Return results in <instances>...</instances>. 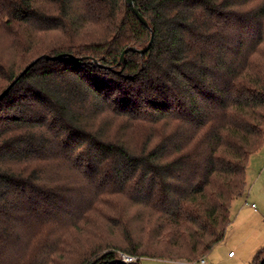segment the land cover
<instances>
[{"label": "trees", "instance_id": "16d2710c", "mask_svg": "<svg viewBox=\"0 0 264 264\" xmlns=\"http://www.w3.org/2000/svg\"><path fill=\"white\" fill-rule=\"evenodd\" d=\"M133 2L148 26L125 0H0V31L13 43L54 34L41 55L63 54L38 61L0 100V253L40 191L38 166L19 167L50 151L87 177L130 186L155 238L178 249L169 255L198 262L224 239L264 146V0ZM152 34L145 53L127 51L121 62ZM20 72L0 61L8 85ZM105 116L169 132L137 152L110 138L98 124ZM120 251L82 264H140ZM254 264H264V250Z\"/></svg>", "mask_w": 264, "mask_h": 264}, {"label": "rangeland", "instance_id": "374dc122", "mask_svg": "<svg viewBox=\"0 0 264 264\" xmlns=\"http://www.w3.org/2000/svg\"><path fill=\"white\" fill-rule=\"evenodd\" d=\"M53 37L51 34L35 42L23 37L20 44H15L9 33L0 31V61L8 69L20 72L35 57L47 53L45 49L54 46L46 44ZM7 85V80L0 78V92ZM98 121L110 138L124 141L137 152L151 141L166 138L169 132L162 123L145 119L105 116ZM67 161L64 154L50 151L32 165L19 167L38 166L36 184L40 191L30 203L26 201L28 210L18 223V240H9L0 253L3 264H82L106 250L127 253L134 248L144 254L138 256L140 264L199 262L185 254H168L178 249L155 238L151 211L145 204H138L130 186L112 184L107 175L87 177ZM263 168L264 147L260 149V166L248 168L246 194L232 203L231 223L224 239L205 256L208 264H254L257 254L264 250L263 181L258 180ZM48 192L54 196L48 197ZM252 203L257 210L250 206ZM230 251L237 253V257L229 259Z\"/></svg>", "mask_w": 264, "mask_h": 264}, {"label": "water", "instance_id": "95a60500", "mask_svg": "<svg viewBox=\"0 0 264 264\" xmlns=\"http://www.w3.org/2000/svg\"><path fill=\"white\" fill-rule=\"evenodd\" d=\"M127 2V4L129 6L132 7L134 13L137 15V17L146 25L148 26V22L147 20L143 17V15L138 11V9L135 7L134 5V2L133 0H125ZM152 42H153V34H152V38L149 42V44L143 48V49H138L136 47H128L124 50L122 56H121V62H125V53L127 51H135V52H139L141 54L145 53L149 48L150 46L152 45ZM63 57V54H58L56 56H51V55H48V54H44V55H41L37 58H35L34 60H32L18 75L17 77L1 92L0 94V100L5 96L7 95V93L11 90V88L18 82V80L28 72V70H30V68H32L38 61H40L41 59H53V60H56V59H61Z\"/></svg>", "mask_w": 264, "mask_h": 264}, {"label": "built area", "instance_id": "2783aa9c", "mask_svg": "<svg viewBox=\"0 0 264 264\" xmlns=\"http://www.w3.org/2000/svg\"><path fill=\"white\" fill-rule=\"evenodd\" d=\"M252 206L255 210H257L256 204H253ZM234 255H235L234 251H231L229 253V256H234ZM119 257L121 260H123L124 262H127V263H135V262H138V260L140 259V257H138V256L130 255V254L125 253V252H120ZM197 264H208V263H207V260L205 258H203Z\"/></svg>", "mask_w": 264, "mask_h": 264}, {"label": "crops", "instance_id": "0c3cea01", "mask_svg": "<svg viewBox=\"0 0 264 264\" xmlns=\"http://www.w3.org/2000/svg\"><path fill=\"white\" fill-rule=\"evenodd\" d=\"M254 164H256L257 166H260V150L251 157V160L249 162L248 168L250 167V165L252 166ZM247 171H248V169H247ZM261 178H262V181H263V194H264V168L262 169L261 173L259 172V175H258V180H260ZM263 202H264V196H263ZM253 204H255V203H252L250 206L253 207L252 206ZM236 257H237V253H235L234 256H229V259H234Z\"/></svg>", "mask_w": 264, "mask_h": 264}]
</instances>
